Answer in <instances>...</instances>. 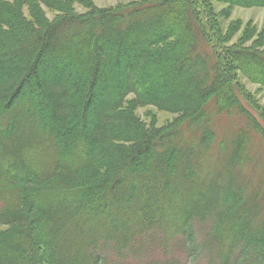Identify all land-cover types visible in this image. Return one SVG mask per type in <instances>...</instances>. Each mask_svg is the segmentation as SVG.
I'll return each instance as SVG.
<instances>
[{"label":"trees","instance_id":"1","mask_svg":"<svg viewBox=\"0 0 264 264\" xmlns=\"http://www.w3.org/2000/svg\"><path fill=\"white\" fill-rule=\"evenodd\" d=\"M214 1L264 7L0 0V264H264V30Z\"/></svg>","mask_w":264,"mask_h":264},{"label":"rangeland","instance_id":"2","mask_svg":"<svg viewBox=\"0 0 264 264\" xmlns=\"http://www.w3.org/2000/svg\"><path fill=\"white\" fill-rule=\"evenodd\" d=\"M132 1L138 0H93V3L98 7H113L120 4H128ZM215 11L218 13L220 21H222V27L225 31L232 25H237L238 32L232 35L231 42H235L239 39L247 26H254L257 32H262L264 30V7H240L235 6L231 9L230 15L225 16L223 10L227 9L228 6L223 2L214 1ZM75 11L78 13H84L87 11V8L79 2H74L73 4ZM46 13L50 18L55 16V12L46 9ZM249 90H251L254 95L257 103L264 106V88L257 84H253L250 81H246ZM138 114L147 122L151 121V117L155 116L158 125L163 124L168 119L172 118V115L159 111L155 107H141L137 110ZM205 261L199 260L195 264H205Z\"/></svg>","mask_w":264,"mask_h":264}]
</instances>
